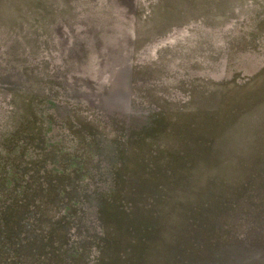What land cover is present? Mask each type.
I'll use <instances>...</instances> for the list:
<instances>
[{
    "label": "rangeland",
    "instance_id": "obj_1",
    "mask_svg": "<svg viewBox=\"0 0 264 264\" xmlns=\"http://www.w3.org/2000/svg\"><path fill=\"white\" fill-rule=\"evenodd\" d=\"M13 201L0 264H264V0H0Z\"/></svg>",
    "mask_w": 264,
    "mask_h": 264
},
{
    "label": "water",
    "instance_id": "obj_2",
    "mask_svg": "<svg viewBox=\"0 0 264 264\" xmlns=\"http://www.w3.org/2000/svg\"><path fill=\"white\" fill-rule=\"evenodd\" d=\"M23 171H24V169H23ZM7 187H9V186H7ZM9 189L11 192L13 191L12 187L11 188L9 187ZM6 194L12 195V193H7V192H6ZM205 194H206V192L204 191L203 195L206 196ZM211 198H213V197H211ZM17 201H18V204H20L22 200H17ZM15 204H16L15 201L10 203V205L12 206L10 209L8 206L9 204L1 207V202H0V233L1 232L7 233V237L9 239H14L17 237L19 239L21 237L18 234L19 232H21L20 227H15L14 222H15V220H17L18 215L21 213L19 211H22V207L20 205L16 204L18 206V208L17 207L15 208ZM216 204H217V200H208V199L203 200V202L201 203V205L199 207V211H198L199 216L198 217H202L204 219L209 217V219H211L210 216L212 213H207L206 211H208L209 207H211V209H212L214 206H216ZM214 217H215V214H214ZM11 220H13L14 222H12ZM0 236H1V234H0ZM0 239H2V237H0ZM0 242H2V241L0 240ZM0 247H3V246H0ZM3 251H6V250H3ZM197 251H196V254L198 256L199 255L202 256V253H197Z\"/></svg>",
    "mask_w": 264,
    "mask_h": 264
}]
</instances>
